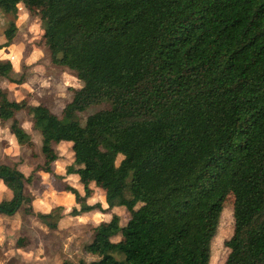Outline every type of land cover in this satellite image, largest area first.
Listing matches in <instances>:
<instances>
[{"label": "trees", "instance_id": "trees-1", "mask_svg": "<svg viewBox=\"0 0 264 264\" xmlns=\"http://www.w3.org/2000/svg\"><path fill=\"white\" fill-rule=\"evenodd\" d=\"M38 14L53 64L74 70L83 85L61 115L46 104L0 102V120L33 146L17 113L30 114L41 132L44 164L49 151L71 142L84 195L91 184L130 213H114L94 227L83 245L97 258L64 264H211L224 201L233 192L234 231L224 264H264V0H0ZM17 26L6 30L7 38ZM10 59L0 77L14 79ZM1 87V86H0ZM1 91V89H0ZM104 105L83 123L78 114ZM122 156L118 162V158ZM26 176L0 162V179L12 191L0 214L20 209L58 228L60 208L35 212ZM101 210L82 204L72 213ZM59 212V213H58ZM125 232L130 243L108 244ZM19 243V242H18Z\"/></svg>", "mask_w": 264, "mask_h": 264}, {"label": "rangeland", "instance_id": "rangeland-1", "mask_svg": "<svg viewBox=\"0 0 264 264\" xmlns=\"http://www.w3.org/2000/svg\"><path fill=\"white\" fill-rule=\"evenodd\" d=\"M12 23L17 29L15 35L8 39L6 30ZM0 56L8 57L12 61L15 69L14 79L24 76V81L21 83L0 77V102L25 99L30 104L44 103L54 113L61 115L64 107L73 97V89L83 85V80L76 76L74 70L52 63L50 53L43 43L42 20L38 14H31L23 4L17 5L15 9L0 5ZM103 107L104 105H93L79 113V119L84 123L89 114ZM17 117L31 135L34 144L28 146L18 142L11 133V121L0 120V162L17 165L26 176L33 174L32 182L25 184V191L32 197V202L35 201V206L41 205V208L48 210L60 208L61 217H64L62 225L66 231L63 229L57 233L46 229L47 227L42 229L48 249L47 256L56 255L75 262L80 258H85L87 262L96 259L95 255L83 250V245L91 240L94 227L101 221L110 220L114 213L120 215L122 223L126 224L131 218V213L121 205L120 198L113 209H107L105 192L94 183L91 184L92 194L86 200H78L73 192L65 189L66 186H73L80 191L81 196L84 195L79 176L67 173L68 166L74 163L72 145L68 143L54 146L58 154L57 159L53 158L54 152L49 151L53 173L37 170L44 164L45 159L41 132L34 127L27 111H19ZM121 158L122 156L118 158V162ZM234 201L235 196L231 192L224 201L220 225L212 240L211 264H224L228 255L229 249L225 246V241L234 231ZM96 203L101 204L102 211L72 213L73 208L79 209L82 204ZM32 206L34 208L33 204ZM3 215L6 217L0 220V236H4L3 243L0 244V264H23L21 255L15 253L17 242L15 244L14 239L20 232L26 234L25 228L38 219L29 216L28 218H31L28 220L27 216L32 214L26 213L23 208L14 215ZM21 218L24 219V223H21ZM16 226L19 228L16 229ZM32 231L34 232L35 229ZM120 240L130 243L132 235L125 232L121 236L114 237L108 244V249L113 250L115 242ZM6 249L10 251L6 252Z\"/></svg>", "mask_w": 264, "mask_h": 264}, {"label": "crops", "instance_id": "crops-1", "mask_svg": "<svg viewBox=\"0 0 264 264\" xmlns=\"http://www.w3.org/2000/svg\"><path fill=\"white\" fill-rule=\"evenodd\" d=\"M19 5V4H18ZM1 59H10L8 57H3L0 56ZM14 135V134H13ZM15 136V135H14ZM16 138V136H15ZM17 139V138H16ZM18 141V139H17ZM19 142V141H18ZM62 143H68L70 145H72L71 142H61L58 145H61ZM26 146V145H24ZM24 173V172H23ZM76 176H78L77 174H74ZM12 191L5 185L4 181L2 179H0V201L4 200V199H10L12 197ZM32 204L34 205V211L35 212H42V213H49L52 210H48L46 208H41V205L35 206V201L34 203L32 202ZM29 216L34 217L35 215H28L27 219L29 220L30 218H28ZM6 216H4L3 214H0V220L3 218H5ZM37 217V216H35ZM38 219V217H37ZM64 217H61L58 220V228L55 230H52L50 228H48L40 219L38 220H34L33 223H30L28 225V228H25L26 234H18V236H16L17 238L14 239L15 240V244L17 242V245L15 246V253L21 255V261L23 262V264H64V260L61 257H57L56 255H52V256H47V246L45 244V239L43 236V231L42 229H44L45 227H47L46 229L51 230L52 232H61L63 231L64 226L62 225V221H63ZM21 223H24V219L21 218ZM18 229L19 227L16 226ZM22 228V226H20V229ZM23 229V228H22ZM21 229V230H22ZM35 231L33 232L32 230ZM41 232V233H40ZM15 233L17 234V230H15ZM14 236V235H13ZM14 236V237H15ZM3 238L4 236H0V244L3 243ZM21 242V243H18ZM10 251V250H9ZM8 249H6V252H9ZM12 256V255H11Z\"/></svg>", "mask_w": 264, "mask_h": 264}]
</instances>
